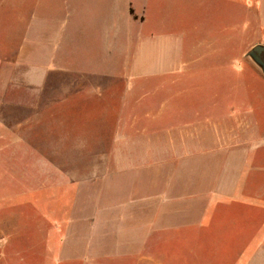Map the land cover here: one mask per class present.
Listing matches in <instances>:
<instances>
[{
	"label": "crops",
	"instance_id": "crops-1",
	"mask_svg": "<svg viewBox=\"0 0 264 264\" xmlns=\"http://www.w3.org/2000/svg\"><path fill=\"white\" fill-rule=\"evenodd\" d=\"M261 2H257L255 20L264 33ZM36 3L22 40L14 50L0 55V90H9L10 104L24 110L22 115H11L13 125L0 121V130L4 127L11 133L17 128L30 134L34 128L61 127L68 122L77 128L88 127L87 123L101 127L93 134L94 141L76 147L93 155L91 163L83 166L84 172L35 156L33 164L40 165L33 167L39 172L34 176L31 168L28 178L30 182L37 178L44 183L43 190H50L40 202L57 206L68 191L72 207L67 216L78 222L72 233L87 226V234H103L94 247L81 248L79 258L101 257L107 264H117L137 250H158L159 234L196 226L192 201L199 198L207 203L205 215H220V219L224 213L232 215L226 226H205L203 218L199 219V232L212 235L215 241L199 245L215 251L204 257L205 262L264 264V213L263 221L251 222V192L192 194L193 171L207 168V162L193 158L207 154L208 137L236 136L228 130L208 133L201 122L250 113L246 101L237 98L238 93L234 97L232 91L247 92L251 84L219 82L226 78L224 74L238 77L240 73L239 67L233 68L234 53L236 62L241 53L239 0ZM256 44L264 45V36L257 31L241 58L252 70V80L264 85V75L245 57ZM208 73L211 81H207ZM208 91H221L226 100H209ZM14 93L22 96L16 98ZM70 102L86 113L49 119L42 114L46 106L63 109ZM14 136L8 138V147L22 149L19 135ZM25 149L37 154L33 147ZM234 184H241L240 180ZM181 202L183 206H178ZM258 206L264 212V204ZM64 212L62 208L55 216L62 218ZM237 214L241 220L233 223ZM57 223L52 225L54 233L60 232ZM253 224L259 234L251 243ZM109 234L112 237L106 242ZM55 252L57 259L64 260V247L57 245ZM73 254L76 257L75 249Z\"/></svg>",
	"mask_w": 264,
	"mask_h": 264
},
{
	"label": "rangeland",
	"instance_id": "rangeland-1",
	"mask_svg": "<svg viewBox=\"0 0 264 264\" xmlns=\"http://www.w3.org/2000/svg\"><path fill=\"white\" fill-rule=\"evenodd\" d=\"M259 1L264 4V0H239L241 53H239L240 58L237 62L234 53L233 68L238 69L239 67L240 73L238 77L235 74L233 76L224 74L226 78L219 80V82L231 84L239 82L242 86L251 84L252 88L247 92L244 90L232 91L234 97L238 93L237 98L246 101V109L251 114L236 115L226 121L209 119L207 122H201V125L207 128L208 133L209 131L216 133L217 129L222 132L228 130V133L236 136L235 138L208 137L207 154L201 153L198 154L199 157L193 158L203 164L207 162V168L202 171H193L195 176H193L192 187V194L197 193L198 195L251 192V222L254 219L258 223L263 221L264 213L259 211L261 208L258 206L264 204V85L252 80L253 72L247 69L248 63L242 60L241 54L248 42L254 38L256 31L264 36V33L258 29L255 20L257 2ZM35 5H37L36 0H0V55L7 50H14L22 40L25 23L33 14ZM249 72L251 76H249ZM211 76V73L207 74V81H211ZM208 93L209 100H214L213 97L218 100H226L225 95L222 98L221 91H208ZM11 94L9 90H0V121L4 126L10 123L13 125L10 121L13 113L16 112V115L24 113L23 108L20 109L18 106L10 104ZM13 96L20 98L22 95L14 93ZM75 112L86 113L80 112L79 108L72 105V102L63 109L46 106L42 110L45 119L58 115L68 117ZM177 123L175 121V124ZM73 125L72 122L65 123L61 127L49 124V128H34L30 134H27L24 129L17 128L12 129L11 133L4 127L3 131L0 130V264H85L86 262H88L87 264H107L109 262L94 256L90 257V260L79 258V250L94 247L93 245L103 234L89 235L87 226L78 228L76 233H72L74 225H78V222L74 221L73 217L67 216L71 215L68 208L72 207V203L68 201L70 197L68 191L62 192L65 201L61 204L58 203L57 206L54 202H40V197L44 196L46 192L49 194L50 190H43L41 186H44V183H39L37 178L31 182L28 180L32 170L33 175L39 172L38 168L33 167L40 165L33 164L36 161L34 160L35 156L55 165L79 167L82 171L84 165L91 163L93 155L76 147L78 143L88 144L94 141L93 134L100 132L101 127L98 123H87L89 128H77ZM249 131H251V136H247ZM14 134L19 135L18 138L21 140L18 142L22 149L15 146L8 147V138L15 139ZM27 146L37 150V154L31 155L24 152ZM54 149L60 152H54ZM234 149H238V152H235ZM249 166H251V170ZM31 168L33 169L31 170ZM238 179L241 184L233 185ZM248 179H251V182ZM248 181L250 184L247 183ZM200 200L197 198L192 201L191 216L192 219H197L194 223L196 226L190 227L187 231L182 227H177L175 233H161L158 235V250H137L132 257L118 259L117 264H152V262L154 264H213L211 260L205 262L204 257L215 252L208 246L215 244V241L210 237L212 235L199 232L198 228L200 227H197V225H201L199 219L203 218L202 224L205 226L214 224L226 226L230 224L232 215L224 213L221 219L220 215L219 217L213 214L205 215L203 206L207 203ZM211 203L215 204L214 201ZM177 205L183 206V203H177ZM62 208L65 209L63 213L65 216L57 218L55 214ZM241 216V214H237L233 223L241 220ZM57 220L56 226L58 225L57 228L60 232L54 233L51 229ZM101 225H103V219ZM255 230L258 228H255L253 224L251 243H254L255 236L259 234L255 233ZM221 233L218 235L221 236ZM155 236L157 237V235ZM105 237L108 242V238H111L112 235L109 234ZM201 242H206L208 245L206 247L199 246ZM57 245L65 249V257L62 261L56 258L55 247ZM192 246L198 247L191 249ZM73 249L76 250V257L73 256ZM222 262H227V260L222 258ZM109 264H115V262Z\"/></svg>",
	"mask_w": 264,
	"mask_h": 264
},
{
	"label": "water",
	"instance_id": "water-1",
	"mask_svg": "<svg viewBox=\"0 0 264 264\" xmlns=\"http://www.w3.org/2000/svg\"><path fill=\"white\" fill-rule=\"evenodd\" d=\"M245 57L264 75V45H254L247 51Z\"/></svg>",
	"mask_w": 264,
	"mask_h": 264
}]
</instances>
